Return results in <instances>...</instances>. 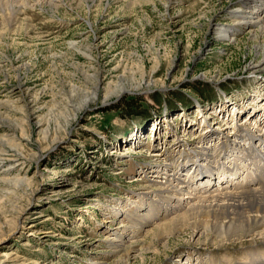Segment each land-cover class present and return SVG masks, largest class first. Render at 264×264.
<instances>
[{
	"label": "rangeland",
	"instance_id": "obj_1",
	"mask_svg": "<svg viewBox=\"0 0 264 264\" xmlns=\"http://www.w3.org/2000/svg\"><path fill=\"white\" fill-rule=\"evenodd\" d=\"M240 1L15 4L24 8L20 25L0 30V264L240 262L238 246L196 244L188 228L168 240L140 233L147 249L134 245L129 257L109 245L162 165L187 171L204 144L253 131L243 122L253 109L254 123H264V71L250 74L264 35L239 31L230 40L213 30ZM121 87L131 92L118 95ZM134 239L123 235L125 245Z\"/></svg>",
	"mask_w": 264,
	"mask_h": 264
},
{
	"label": "bare ground",
	"instance_id": "obj_2",
	"mask_svg": "<svg viewBox=\"0 0 264 264\" xmlns=\"http://www.w3.org/2000/svg\"><path fill=\"white\" fill-rule=\"evenodd\" d=\"M51 1L49 0V3ZM20 2L23 0H0V14L3 15L0 30L11 32L20 25L16 15L27 7L22 3L21 7L24 8L17 9L15 4ZM226 15L229 22L215 24L213 29L218 38L231 40L239 31H250L253 35L260 32L264 35V0H241ZM74 46V43H70V47ZM250 70L251 73H248L252 75L264 71V52L260 63ZM99 78L95 80L92 98H96L100 91L103 80ZM129 92H131L129 88L121 87L118 95ZM88 102L85 99L81 107L75 111L86 108ZM256 112L257 110L253 109L250 113L252 116L246 117L243 121L249 126L252 125L253 131L241 128L245 133H242V136L235 134L233 140L225 141L226 144L221 140L204 144L198 155L194 153L197 157L193 159L194 163L187 171L185 170L188 172L185 177L184 169L170 173L167 165H162L163 168L159 169L160 176H155L156 184L148 186L149 189L144 188L148 191L137 195L138 202L134 206L136 212H126L123 215L130 220V226L127 225V228L124 226L122 231L113 234L109 240L114 255L129 257L130 253L136 250L134 245L140 249H147L144 241L137 239L142 234L153 236L156 240H168L188 228L192 230V241L196 244L200 239H206L217 248L227 243L230 246H238L242 257L237 264H264V123L258 125L254 123L258 115ZM242 113V106L234 109L236 116H233V120L236 123L231 127H239V115ZM261 113L259 116L262 119L264 108L261 109ZM230 124L231 121L227 120L225 124L227 127L221 131L222 135L231 129ZM213 145L220 148L216 155L214 150L209 148ZM127 153L128 149L125 148L124 154ZM150 156L160 157V154ZM17 157L18 155L14 156ZM8 168L11 170L14 166ZM164 170L167 172L164 173ZM138 180L140 179L135 178L133 181ZM1 181H4L7 187L19 186L20 182L13 179L10 181L8 178ZM148 227L151 229L145 231ZM126 231L134 234L135 238L128 245L123 241ZM199 257L196 259L199 260V264H216L211 257L208 263H204L203 258ZM188 262L189 260L181 264H190Z\"/></svg>",
	"mask_w": 264,
	"mask_h": 264
}]
</instances>
